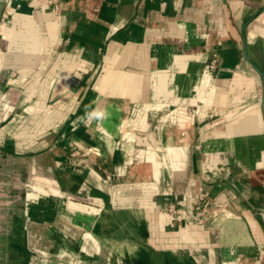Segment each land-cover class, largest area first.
<instances>
[{
	"label": "crops",
	"instance_id": "1",
	"mask_svg": "<svg viewBox=\"0 0 264 264\" xmlns=\"http://www.w3.org/2000/svg\"><path fill=\"white\" fill-rule=\"evenodd\" d=\"M54 1L0 0V264H264V0Z\"/></svg>",
	"mask_w": 264,
	"mask_h": 264
},
{
	"label": "built area",
	"instance_id": "2",
	"mask_svg": "<svg viewBox=\"0 0 264 264\" xmlns=\"http://www.w3.org/2000/svg\"><path fill=\"white\" fill-rule=\"evenodd\" d=\"M50 4H52L56 10H58L59 6L57 1L50 0ZM79 152L74 150L71 153L72 158L74 159L78 156ZM75 161V159L73 160ZM205 205H206V194L202 193L198 197L193 200L191 212L196 216V222L199 224H203L205 222ZM168 213L176 220H183L182 208L178 207L176 203H171L167 209Z\"/></svg>",
	"mask_w": 264,
	"mask_h": 264
}]
</instances>
